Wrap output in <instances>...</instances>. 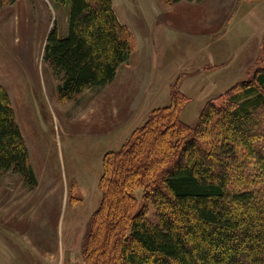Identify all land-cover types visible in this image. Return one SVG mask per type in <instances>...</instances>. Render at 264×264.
<instances>
[{
	"label": "rangeland",
	"instance_id": "1",
	"mask_svg": "<svg viewBox=\"0 0 264 264\" xmlns=\"http://www.w3.org/2000/svg\"><path fill=\"white\" fill-rule=\"evenodd\" d=\"M118 1L136 29L138 49L113 82L72 99L59 94L61 75L44 58L54 23L68 33L69 2L17 0L0 9V81L13 89L38 180L31 186L20 174L0 175V264H85L83 237L102 201L105 154L120 148L153 108L169 103L172 85L190 96L181 117L194 125L207 101L253 74L260 56L264 65V0ZM208 16L212 31L193 37ZM177 23L189 30H175ZM113 184L110 213L119 215L124 189L118 179ZM143 193L136 188L135 211L158 222ZM103 220L94 240L98 252L105 236L111 251L114 237Z\"/></svg>",
	"mask_w": 264,
	"mask_h": 264
},
{
	"label": "trees",
	"instance_id": "2",
	"mask_svg": "<svg viewBox=\"0 0 264 264\" xmlns=\"http://www.w3.org/2000/svg\"><path fill=\"white\" fill-rule=\"evenodd\" d=\"M16 1L0 0V9ZM52 2L70 5L68 33L63 35L55 22L44 51L45 60L61 75L59 94L72 99L113 82L137 48L113 0ZM261 58L249 78L207 101L194 125L181 117L190 96L172 85L169 103L153 108L120 148L105 154L102 201L83 237L85 264H264ZM163 136L166 149L161 151ZM7 172L22 175L31 186L38 183L10 93L0 84V175ZM115 179L125 197L118 216L112 211ZM139 187L158 222L146 218L143 209L135 211ZM106 205L109 214L103 218ZM103 219L114 237L111 251L105 236L98 252L94 240Z\"/></svg>",
	"mask_w": 264,
	"mask_h": 264
},
{
	"label": "crops",
	"instance_id": "3",
	"mask_svg": "<svg viewBox=\"0 0 264 264\" xmlns=\"http://www.w3.org/2000/svg\"><path fill=\"white\" fill-rule=\"evenodd\" d=\"M182 1V0H181ZM113 4H114V9H115V12H116V14H117V16L119 17V19L122 21V23H124V24H126V25H128L129 26V28L132 30V32L134 33V35H135V31H136V29H134V27L132 26V24L125 18V16L123 15V11L121 10V7H120V5H119V1L118 0H113ZM214 14H215V12H213ZM212 14V13H211ZM217 17L218 16H216L215 18H213V20H217ZM202 19H204V18H202ZM208 23L207 24H204L203 26H202V28H194V31H193V37H198L200 34H202L201 32H203V33H205L204 35H202V36H206L207 35V33L208 32H210V31H212V26L209 24V22L212 20V18H210V16H208ZM204 22V21H203ZM183 25H185L184 23H177V24H175V30H177V31H184V30H189V28H188V25H186V26H183ZM190 25V27H192L191 26V24H189ZM195 26V25H194ZM198 33H200V34H198ZM135 37H136V35H135ZM138 44H139V42L137 43V49H138ZM116 79V78H115ZM0 84H3V85H5V87L6 88H8L9 90V93H10V95H11V100L12 101H14V97H13V89H11L6 83H3V82H1L0 81ZM230 87V86H229ZM225 91V90H224ZM185 92V91H184ZM186 93V92H185ZM187 94V93H186ZM13 105H14V107H15V110L17 109V107H16V105L14 104V102H13ZM19 120V119H18Z\"/></svg>",
	"mask_w": 264,
	"mask_h": 264
},
{
	"label": "built area",
	"instance_id": "4",
	"mask_svg": "<svg viewBox=\"0 0 264 264\" xmlns=\"http://www.w3.org/2000/svg\"><path fill=\"white\" fill-rule=\"evenodd\" d=\"M68 264H75L74 262H72V263H70V262H67ZM67 263H65V264H67Z\"/></svg>",
	"mask_w": 264,
	"mask_h": 264
}]
</instances>
